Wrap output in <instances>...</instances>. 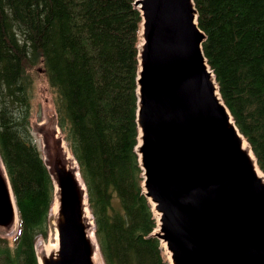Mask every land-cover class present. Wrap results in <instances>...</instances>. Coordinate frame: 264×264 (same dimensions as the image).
Listing matches in <instances>:
<instances>
[{
	"label": "trees",
	"instance_id": "obj_1",
	"mask_svg": "<svg viewBox=\"0 0 264 264\" xmlns=\"http://www.w3.org/2000/svg\"><path fill=\"white\" fill-rule=\"evenodd\" d=\"M137 0H0V157L19 215L0 264H39L55 187L31 133L30 68L54 94L58 125L87 189L103 264H169L153 236L137 145ZM223 104L264 174V0H193Z\"/></svg>",
	"mask_w": 264,
	"mask_h": 264
},
{
	"label": "water",
	"instance_id": "obj_2",
	"mask_svg": "<svg viewBox=\"0 0 264 264\" xmlns=\"http://www.w3.org/2000/svg\"><path fill=\"white\" fill-rule=\"evenodd\" d=\"M135 7L142 20L137 153L157 215L153 236L171 264H264V179L216 94L193 0H137ZM64 154L46 162L58 199L59 249L43 262L95 264L87 189L77 161ZM18 223L10 180L0 169V227Z\"/></svg>",
	"mask_w": 264,
	"mask_h": 264
},
{
	"label": "rangeland",
	"instance_id": "obj_3",
	"mask_svg": "<svg viewBox=\"0 0 264 264\" xmlns=\"http://www.w3.org/2000/svg\"><path fill=\"white\" fill-rule=\"evenodd\" d=\"M39 66L35 68H30V75L32 77V95H31V133L34 138V142L38 147L43 159L49 163H52L56 158L62 160L65 159L64 152H67L68 145L64 139L61 129L58 125V119L56 114V109L54 105V94L50 91V88L46 82V79L41 73L36 71ZM70 152V151H69ZM0 169L4 170L5 166L0 157ZM79 170V169H78ZM92 215V214H91ZM51 226L49 227V235L47 239L41 237L38 238L36 244V251L38 255H44L45 250L48 248L50 243L55 242L56 237V227L57 214L51 211ZM16 226L13 228H3L0 227V238L6 239L10 244H12V238L16 234ZM157 232V231H156ZM98 253L97 258L100 264H103L98 245L96 246ZM161 248L165 259L170 260L167 256V251L161 243ZM96 264V261H94Z\"/></svg>",
	"mask_w": 264,
	"mask_h": 264
},
{
	"label": "bare ground",
	"instance_id": "obj_4",
	"mask_svg": "<svg viewBox=\"0 0 264 264\" xmlns=\"http://www.w3.org/2000/svg\"><path fill=\"white\" fill-rule=\"evenodd\" d=\"M212 78H213V81L215 82V80H214V76H213ZM214 84H215V87H216V94L218 95V87H217L216 83H214ZM243 148H245V149L247 150V152L249 153L251 159L253 160V162H254V166H255V170H256L257 174H258L259 176L263 177V179H264V176H263L262 172L259 170V168H258V166H257V164H256V162H255V160H254L253 154H252V152L250 151V149H249V147H248V144L245 142L244 139H243ZM67 151H68V150H67ZM69 155L72 156L70 152H69ZM71 159H72V158H71ZM47 162H50V160L47 159ZM49 166H50V163H49ZM74 166L77 168V165H76V164H74ZM77 176H78V179L80 180L82 186H84V184H83V180H82L81 175L79 174V172L77 173ZM52 210H53L55 213L58 211V199H57V194H56L55 203H54V206H53ZM86 211H87V216H88V218H89L90 220H92V216H91V214H90L89 209L87 208ZM90 232H91V233H90V236H91V238L93 239V242H94V244H95V240H94V236H93V226H92V229L90 230ZM162 244H163V247H164L165 250H166V246H165V244H164V243H162ZM58 249H59L58 232L56 231L55 242H54V243H50V245L48 246V248L45 250L44 255H39V262H40V264H44V262H43V258H44L45 256L48 257V256H53V255H55V253L58 252ZM166 251H167V250H166ZM97 254H99V253H98L97 247H96V245H95V250H94L93 260L96 261V264H100L99 261H98V258H97ZM167 256H168V259L170 260V254L168 253V251H167Z\"/></svg>",
	"mask_w": 264,
	"mask_h": 264
}]
</instances>
